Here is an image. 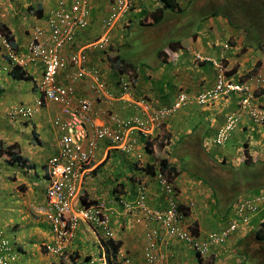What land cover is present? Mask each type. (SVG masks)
I'll use <instances>...</instances> for the list:
<instances>
[{"label": "crops", "instance_id": "0c3cea01", "mask_svg": "<svg viewBox=\"0 0 264 264\" xmlns=\"http://www.w3.org/2000/svg\"><path fill=\"white\" fill-rule=\"evenodd\" d=\"M56 1L0 0V21L17 35L14 38L19 52L26 50L27 34L24 32L27 26H24L25 22L28 23L26 20L30 18V23L44 24V13L52 8ZM177 1L184 11H170L167 15L180 12L194 17L192 20H196L199 30L190 34L193 37L192 41L187 40L188 34L184 43L180 41L181 46L169 50L170 53L165 51V46L163 50L166 54L157 55L156 60L150 61L151 65L132 62L136 68L134 97H145L155 106L170 103L179 91L197 93L211 87L215 79V70L212 65L197 61L194 52L214 58L225 55L229 66L236 69L237 75L244 74L252 65L251 57L254 58L250 52L248 55H234L233 49L231 52H225V49L218 47L221 38L227 32L232 30L241 33L240 29H232L219 15L206 18L205 12L198 10L200 7L188 9L190 0ZM95 5L96 8L98 5L102 6V2L94 1L93 14ZM29 6L42 10L41 16L33 12L35 14L29 17ZM158 6L159 2L156 0H133L130 14L118 21L116 25L118 29L113 30L111 48L103 54L91 48L87 49L91 57L90 62L101 68L102 80L111 93V104L105 105L94 96L89 77L74 82L77 94L92 101L93 117L97 123L113 124L106 115L107 111L121 117L133 112L131 105L118 98L120 90L113 70V59L114 56L127 57L129 21L131 20V24L134 21L138 22ZM167 20L170 22L169 19ZM166 24L167 21L146 28L145 31L150 30L152 35L163 30ZM89 29L82 35L80 33L81 38L77 40V45L89 41L94 35L97 36L98 23L95 21ZM234 37L237 40L234 45L241 43L239 35ZM109 55L111 57H108ZM255 58L258 60L260 57ZM3 67L4 62L0 61V110L18 103L32 104L38 97L36 84L41 78V65L29 64L24 69L29 76L28 79L13 77L4 71ZM66 73L62 71L59 80L65 81ZM259 95L258 99L264 101V89ZM237 100L238 96L231 95L215 104L185 105L164 124L162 132L167 136L168 141L161 143V147L158 139L153 142L155 156L161 158L169 155L179 171L174 177V183L179 190L177 199L186 212L185 224H192L199 236L225 228L232 221L231 219H236L238 199L264 192V187L248 189L252 186L247 182L243 185V181L236 179L244 171L241 168L228 167V165L239 166L250 156L253 159L256 157L264 159V125L254 124L243 117L226 144L211 149L212 135L224 122L226 115L236 109ZM59 107L55 103H47L32 120L0 118V149L4 150L5 147L12 145L13 157H21L24 161L20 163L18 160H13L0 150V229L13 237L12 240L20 251L18 264L24 262L32 264L33 261L30 260L32 254H34V264H82L87 257L100 256L99 245L103 235L98 232L100 229H92L85 224L79 226L64 254L50 255L46 251V245L51 240L48 222L32 209L33 206L45 202L47 186L45 162L57 150L60 132L53 126L52 119L59 113ZM148 160L150 164L155 161L152 155H148ZM182 160L186 161L184 166ZM218 162L228 167V173L224 167L214 169ZM134 163L132 156L114 149L107 142H101L96 149L95 158L85 171L80 199L101 200L107 204L115 239L121 243L118 257L125 255L131 264H143L145 233L154 224H134L131 215L124 212L118 199L123 197L132 200L136 195V183L141 182L146 186L148 202L151 206L162 208L165 206V200L154 178L144 172L142 175L141 171L135 169ZM187 164L192 166L187 167ZM14 166H18L20 170ZM248 171L249 166L246 168V173ZM132 175L141 178L132 184L129 180V176ZM262 221H264V205L247 225L238 226L224 244L211 249L204 261H200L186 243L176 238L160 241L158 249L165 256L164 264H264V240L255 238V231ZM160 234L164 235L162 231ZM90 239L93 243H97L99 252L86 248L85 243Z\"/></svg>", "mask_w": 264, "mask_h": 264}, {"label": "built area", "instance_id": "2783aa9c", "mask_svg": "<svg viewBox=\"0 0 264 264\" xmlns=\"http://www.w3.org/2000/svg\"><path fill=\"white\" fill-rule=\"evenodd\" d=\"M90 2L91 0H58L47 20L52 31L51 39H49L55 44L47 46L48 48L41 46L44 51L40 52L31 46V53L36 57L42 55L46 64L44 99L61 103L63 105L62 112L66 116L63 121L66 134L63 136L59 152L62 162L59 158H54L51 161L52 176L48 187V201L45 205L36 207V211L43 214L50 224L52 237L47 249L53 255H59L66 249L81 222L101 228L106 238L113 237L110 214L105 203L98 202L88 207H75L73 204L77 180H79L84 166L88 164L97 140L106 139L124 152L134 154L137 160L141 159V153L135 151L138 145L135 133L148 137L153 130L159 131L165 120L182 106L193 103L199 105L213 104L229 96L232 92H239L244 96L239 107L240 111L229 114L225 123L217 129L213 139L216 145H223L227 141L232 130L241 119L242 112H245L248 118L255 123L264 122V107L251 105L252 91L258 86L260 79L252 77L246 81L235 83L225 76V69L213 61L219 72L211 88L197 94L179 92L169 105L160 107L140 99L135 105L139 109L138 115L127 119H118L116 116L110 115V119L116 124L114 129L93 123L89 102L84 99L74 100L73 86L59 83L54 76L57 69L67 66L65 59L59 54V47L65 40H72L76 29L88 24ZM129 6V0H114L108 16L102 21L103 27H109L129 9ZM108 37L106 35L99 44L101 46L106 44ZM3 44L8 47L5 40H3ZM9 54L11 58H15L11 50ZM196 57L202 59L198 54ZM70 61L79 66L86 61V57L79 53L71 54ZM87 73L92 74L96 82L97 93L105 94L104 91H101L97 71H87L83 67L74 68L67 77L70 81H74ZM120 86L123 92L128 91V82L125 78H121ZM37 104H41V101L38 100ZM27 112L32 113V110L28 109ZM58 121L60 120L57 119L56 123ZM154 179L165 200L164 207L156 208L148 203L146 186L141 182L136 185L134 199L120 200L124 212L131 214L134 222L155 225L146 234L143 264H164L165 256L159 252L158 242L159 240H167L160 237L159 230H163L166 239L181 240L204 258L211 248L221 245L239 225L247 224L250 212L258 210L259 204L264 201V195L241 199L237 205L238 217L236 220L220 231L209 232L203 237H194L189 229L190 225L184 222L183 211L180 209L177 190L173 182L159 168L155 169ZM8 242L4 236V231L0 229V264L15 263L16 257L12 254ZM120 262V264H131L129 259L123 255ZM85 264L98 263L91 259ZM100 264H107L104 252Z\"/></svg>", "mask_w": 264, "mask_h": 264}, {"label": "clouds", "instance_id": "9594fccd", "mask_svg": "<svg viewBox=\"0 0 264 264\" xmlns=\"http://www.w3.org/2000/svg\"><path fill=\"white\" fill-rule=\"evenodd\" d=\"M94 1L95 0H91V2H90V4H89V6H90V13H89V20H88V24L85 26V27H79L78 29H76V31H75V33H74V35L72 36L73 38H72V40H70V41H67V40H65L62 44H61V46L59 47L60 48V51H59V54H60V56L61 57H63L64 59H65V62L67 63V66L65 67V68H62V69H57L56 70V73L54 74V76H55V78H56V80L59 82V83H61V84H65V85H71V86H73V89H74V100H78V99H84V100H87L88 102H89V104H90V114H91V118H92V121H93V123H95L96 125H99V126H108V127H111V128H115V126H116V124L110 119V115L112 116V115H114V116H116L118 119H127V118H129V117H132V116H134V115H138L139 114V109L135 106L136 105V103L140 100V99H144V100H146L147 102H149L150 104H152L148 99H146L145 97H140V98H135L134 97V94H133V85H134V82H135V76H134V74H135V71H136V69L133 71L132 69H129L128 67H126L125 69H122V68H120V69H118V63L116 62V57L114 56V59H113V70H114V73H115V76H116V83H117V85H118V88H119V90H120V93H119V95H118V98L122 101V102H126V103H128V105H131V107L133 108V112L130 114V115H127L126 117H121V116H119L118 114H116V113H111V112H109V111H107L106 112V115H107V117L110 119V121H112V125L111 124H109V125H106V124H99V123H97L96 121H95V118L93 117V111H92V101L88 98V97H85V96H80V95H78L77 94V92H76V90H75V86H74V82L75 81H77V80H80L81 78H83V77H89L90 79H91V84H90V88L93 90L92 92H93V94H94V96L96 97V99L98 100V101H102L103 102V104H108V105H110L111 104V101H110V99H111V93H110V91H108V88H106V85L104 84V82H103V80H102V71H101V68L97 65V64H94V63H91L90 61H91V57H90V54L87 52L88 50V48H91L93 51H100L102 54L103 53H105L106 52V50L107 49H110L111 48V44H112V40H113V37H114V32H113V30L114 29H118L117 27H116V25H117V23H118V21H120L121 19H124L127 15V13L130 11V10H132V6H133V0H129V4H130V6H129V9L127 10V11H125L118 19H116L109 27H103V19L104 18H106L107 16H108V14H109V11H110V7H111V5H112V3L114 2V0H99L100 2H102V6H99L98 5V7L96 8V5H95V13L93 14V12H94ZM96 1H98V0H96ZM157 2H159V6L158 7H161L162 6V4H161V2L159 1V0H156ZM192 2H191V7H190V9H195V4H197L198 3V1L195 3V4H193V0H191ZM57 2H58V0L56 1V3H55V5L52 7V8H50L48 11H46L45 13H44V15H43V17H44V24H37V23H30V18L29 19H27L26 21H28V23H26L25 22V25L24 26H26V28H25V30H24V32H26V34H27V43H26V50L24 51V52H19L17 49H14V50H11L13 53H14V56H15V58L13 59V58H11L10 57V52L8 53V54H6V52H5V50H8V51H10V49H7V47H5V46H3V40H5V39H7V34H6V32L5 31H2V29L0 28V42H1V44H0V61H3L4 62V67H3V69H4V71H6V72H10V71H12L16 66H19V67H21L22 69H23V71H24V69L29 65V64H34V63H39L40 65H41V78L39 79V81H38V83L36 84V88H37V91H38V97L32 102V104H13V105H11V106H9V107H7L6 109H4V110H1V112H0V118L1 117H6L7 119H10V120H16V119H21V120H32V119H34V117H35V115H36V113L38 112V111H40V109L44 106L45 107V105L47 104V103H55V104H57V105H59L60 107H59V113L56 115V116H54L53 117V119H52V124H53V126H55L58 130H59V132H60V137H59V139H58V142H57V150H56V152L54 153V154H52L50 157H48L47 158V160H46V162H45V173H46V175H47V186H46V190H45V202L43 203V204H40V205H36V206H33L32 207V209L37 213V214H39V215H41V216H43L45 219H46V217L43 215V214H41V213H39L38 211H36V207H39V206H41V205H45L46 203H47V201H48V197H47V194H48V187H49V185H50V180H51V169H52V163H51V161L54 159V158H59L60 159V155H59V152H60V147L62 146V142H63V136L66 134L65 132H66V128H64V126H63V121L66 119V116L63 114V112H62V109H63V105L61 104V103H59V102H53V101H50V100H45L44 99V95H43V89H44V85H45V83H44V73H45V69H46V64H45V62L43 61V56L41 55V57H36V56H34L32 53H31V46H33L34 47V49H36L37 51H44V50H42V48H41V46H51V45H54L55 44V42H52L50 39H51V29L49 28V26H48V16L50 15V12H51V10L52 9H54L55 7H56V5H57ZM96 4V3H95ZM158 7H156V8H158ZM156 8H154L152 11H154ZM151 11V12H152ZM150 12V13H151ZM167 11H165L164 12V14L166 13ZM31 14H33L34 15V13H29V17H30V15ZM168 14V13H167ZM39 16V15H38ZM149 16V15H148ZM169 16H170V14L169 15H167V19L169 18ZM222 17V16H221ZM166 18V17H165ZM224 18V17H223ZM149 19L150 18H145V22H147V21H149ZM164 19V18H163ZM162 19V20H163ZM166 19V20H167ZM225 19V18H224ZM161 20V21H162ZM250 20H251V22H252V26L254 27V29H258L256 26H259L260 27V29L261 30H263L264 31V26L263 25H257L256 24V21H258L259 20V17L258 16H256V15H254V14H252V16L250 17ZM95 21L98 23V27H99V31L98 32H96V34H97V36H95L94 35V37H92L89 41L88 40H86V41H84V42H82L81 43V45H77V40H79L80 38H81V36L79 37V35H80V32H82L81 33V35L84 33V32H87V31H89L90 29V27H92V24H94L95 23ZM160 21V22H161ZM159 22V23H160ZM159 23H157V24H159ZM0 24H2V22L0 21ZM157 24H155V25H157ZM4 25H6V24H4ZM155 25H152V26H155ZM7 26V25H6ZM8 27V26H7ZM140 27H144L145 29L146 28H149V27H151V26H149V25H141ZM9 29V28H8ZM229 32H227L225 35H224V37L223 38H221L222 39V41H220L221 43L219 44V46L218 47H222L223 49H225L224 47H227L228 45H229V41H228V35H233V36H235V35H239V36H241V34H238V33H229ZM106 35H108L109 37H108V42L106 43V44H104L103 46H101L100 44H99V42H100V40H102L104 37H106ZM160 34L158 33V32H156L155 34H152L151 35V37L154 39V38H156V37H158ZM79 37V38H78ZM50 38V39H49ZM242 40H243V37H241V42H242ZM101 43V42H100ZM151 43V42H150ZM240 44V43H239ZM238 44V45H239ZM238 45H234L233 47H232V49L233 50H236L237 49V47H238ZM47 47V48H48ZM179 46H177V48H178ZM228 48V47H227ZM248 49H250V50H248ZM47 50V49H46ZM167 50V52L168 53H170V51L169 50H171V49H169V44L165 47V51ZM173 50V49H172ZM259 50V49H258ZM159 51V50H158ZM164 51V50H163ZM164 51V54H166V52ZM240 51V50H239ZM252 51H254L252 48H249V47H247L246 49H244V50H242V51H240V53L241 54H244V55H248V52H250L251 54H252ZM259 52H260V58L257 60V58H255V56H254V59L256 60L252 65H251V67L244 73V74H240V75H237V71H236V69H234V67L232 66V67H230V66H226V67H222L221 66V63L216 59V57L214 58V57H212V56H209V55H202V54H200L199 52H194V57H195V59L197 60V61H199V62H202V63H205V62H209V63H211V65L213 66V68H214V70H215V79H214V82H213V84L211 85V87L214 85V83H215V80H216V76H217V74H218V72H219V69H218V67L213 63V61H216L218 64H220V66L222 67V68H224L225 69V71H224V74H225V76L228 78V79H230L231 81H233V82H235V83H240V82H243V81H246V80H248L249 78H252V77H257V78H259L260 79V82H259V84H258V86L252 91V98H251V100H252V103H251V105L253 106H255V107H264V101H260L259 99H258V97L260 96L259 94H261L262 93V91H263V89H264V63H263V61H262V58L264 57V49H260L259 50ZM81 54V55H84L85 57H86V61L85 62H83L82 64H80L79 66L78 65H75V64H72V62L70 61V55L71 54ZM102 54H100V55H102ZM158 54V53H157ZM163 53H161V54H158L159 56L160 55H162ZM196 54H198V55H200L201 57H202V59H198L197 57H196ZM112 55V54H111ZM111 55H109L108 57H111ZM113 58V57H112ZM86 68L87 69V71H97V73H98V79H99V83L101 84V91H104V93L105 94H103V93H97L98 91H97V88L95 87V85H96V82L94 81V78H93V76H92V74L91 73H87L86 75H83L82 77H80L79 79H76V80H74V81H70V79L67 77L68 75H69V73L74 69V68ZM253 68H255V72H253L252 74H250L249 76H246V74L247 73H249L251 70H253ZM62 71H66L67 73H66V76H65V81H61V80H59L60 78H59V75H60V73L62 72ZM10 74V73H9ZM11 75V74H10ZM121 78H125V80L128 82V91L127 92H123V90L121 89V86H120V83H121ZM93 86V87H92ZM211 87H209V88H211ZM208 88V89H209ZM205 90H207V89H205ZM205 90H203V91H205ZM179 92H184V91H179ZM178 92V93H179ZM199 92H202V91H199ZM199 92H197V93H199ZM177 93V94H178ZM187 93V92H186ZM197 93H189V94H197ZM176 94V95H177ZM176 95L173 97V99H172V101L175 99V97H176ZM231 95H236V96H238V100H237V107H236V109L234 110V111H232V112H229L227 115H226V117H225V120H224V122L221 124V125H223L224 123H225V121H226V119H227V116L229 115V114H231V113H233V112H238V111H240V109H239V107H240V104H241V101H242V98L244 97L243 96V94H241V93H239V92H232V93H230V95L229 96H231ZM229 96H227V97H225V98H223V99H226V98H229ZM223 99H221L220 101H222ZM38 100H40L41 101V104H37V101ZM171 101V102H172ZM220 101H218V102H220ZM170 102V103H171ZM218 102H216V103H218ZM170 103H168V104H166V105H169ZM194 105H199V104H195V103H193ZM213 104H215V103H213ZM153 105V104H152ZM188 105H190V104H188ZM204 105H209V104H204ZM204 105H200V106H204ZM153 106H155V105H153ZM160 106H165V105H160ZM160 106H156V107H160ZM183 107V106H182ZM181 107V108H182ZM32 110V113L30 112V113H28L27 112V110ZM180 109V108H179ZM178 109V110H179ZM177 110V111H178ZM176 112V111H175ZM174 112V113H175ZM173 113V114H174ZM172 114V115H173ZM171 115V116H172ZM171 116H169V117H171ZM169 117L165 120V122H164V124L166 123V121L169 119ZM243 117H245V118H247L250 122H252V123H254V124H257V125H264V122L263 123H255V122H253V121H251L249 118H248V116H247V114L245 113V112H242V117H241V119H239V121H238V123H237V125H236V127L232 130V132L231 133H233V131L238 127V125L241 123V120L243 119ZM57 119H59L60 121H58V123H56V120ZM164 124H163V126L161 127V129L159 130V131H156V130H153L152 131V133L151 134H149V136L148 137H143L140 133H135V137L137 138V142H138V145H137V148L135 149V151H136V153H141V159H136L135 158V155L134 154H131V153H127V152H124L123 150H121L120 148H117L115 145H113L111 142H109L108 140H106V139H99V140H97V143H96V145H95V148L93 149V151H92V155H91V158H90V160H89V162H88V164H86L85 166H84V168H83V170H82V174H81V176H80V178H79V180H77V188H76V196H75V198H74V200H73V204L75 205V207H88V206H91V205H93V204H95V203H98V202H103V203H105L104 201H101V200H85V203L86 204H82V202L81 201H83V199L84 198H81L80 199V191H81V188H82V182H83V178H84V174H85V171L87 170V168H88V166L90 165V163H91V161L95 158V154H96V149L98 148V145L101 143V142H107L110 146H112V147H114V149H117V150H120V151H122L123 153H126V154H128V155H130V156H132L133 158H134V162L135 163H137L139 166H140V168L141 167H144L146 164H150V162H149V160H148V155L150 156V155H152L153 156V159L155 160L153 163H151L150 165H155V169H157V168H159L160 169V166L157 164L158 162H159V160L160 159H163V158H165V159H167L168 160V162H169V164H173V162L171 161V159H170V156L169 155H167L166 157H161V158H158V157H156L155 156V153H154V148H153V142H154V140H156V139H158L159 140V142H160V147H161V143H163V142H167L168 141V139H167V136L166 135H164L163 134V128H164ZM220 125V126H221ZM220 126H218V128L220 127ZM217 128V129H218ZM217 129H216V131H217ZM216 131H215V133L212 135V139H211V145H214V146H216V147H219V146H223V145H225L226 144V142L228 141V139L230 138V136H231V134H230V136H229V138L227 139V141L223 144V145H216L215 143H214V141H213V139H214V136H215V134H216ZM210 145V146H211ZM85 147H86V144H85ZM13 148L14 147H12L10 150L8 149V146L7 147H5L4 148V150H3V152L4 153H6V154H8L9 156H10V158L11 159H13V160H15L14 158H13V154L11 153V151L13 150ZM150 149L151 150V152H147V150L146 149ZM8 151H7V150ZM14 152V151H13ZM249 158H252L251 156L249 157ZM253 159V158H252ZM255 159H261V158H259V157H256ZM255 159H253V160H255ZM16 160H18V159H16ZM263 160V159H262ZM60 161H61V159H60ZM20 163H24V161L21 159V161H19ZM57 162H58V160H57ZM62 162V161H61ZM244 162H242L239 166H233V165H231L233 168L234 167H237V168H241V165L243 164ZM174 165V164H173ZM175 166V165H174ZM161 171H163L162 169H161ZM239 171H240V169H239ZM154 172H155V170H154ZM164 172V171H163ZM166 173V172H165ZM146 174V173H145ZM167 174V173H166ZM167 176L169 177V175L167 174ZM153 178H154V176H153ZM169 179L173 182V184H174V186H175V188H176V190H177V196H178V194H179V190H178V188H177V186L175 185V183H174V178H170L169 177ZM155 180V179H154ZM137 183H139V182H137ZM137 183H136V185H137ZM118 190V189H117ZM119 191V190H118ZM118 191H117V193H118ZM146 191H147V189H146ZM148 194V193H147ZM115 195H116V193H115ZM259 195H264V192H259V193H256V194H253V195H250V196H248V197H256V196H259ZM136 196V195H135ZM135 198V197H134ZM133 198V199H134ZM243 198H246V197H243ZM243 198H240V199H238L237 200V202H236V210H237V205H238V202L241 200V199H243ZM121 199H125V198H123V197H119V199H118V201H119V203H120V200ZM127 200V199H126ZM147 200H148V196H147ZM179 201V200H178ZM149 203V202H148ZM179 204L180 205H182L180 202H179ZM105 205H106V207H107V204L105 203ZM122 205V204H121ZM264 205V201L263 202H261L260 204H259V206H258V209H260L262 206ZM123 206V205H122ZM153 207V206H152ZM156 208H158V207H156ZM108 209V208H107ZM181 210L182 211H185V210H183L182 208H181ZM126 213V212H125ZM127 214H129V213H127ZM129 215H131V214H129ZM183 215H184V222H186V220H185V214L183 213ZM131 218H132V216H131ZM252 217L250 216L249 217V220L251 219ZM237 219V218H236ZM236 219H231L232 221L231 222H233L234 220H236ZM47 220V219H46ZM249 220H248V222H249ZM132 221H133V223L134 224H139V223H136V222H134V220L132 219ZM47 222H48V220H47ZM110 222H111V218H110ZM230 222V223H231ZM247 222V223H248ZM261 223V222H260ZM81 224H85V225H87L88 227H90V228H92V229H100L102 232H103V239L101 240V244L99 245L100 246V256H99V258H97V257H87V258H85V260L83 261V263L82 264H85L87 261H89V260H91V259H94L95 260V262L96 263H98V264H100L101 263V256H102V254H103V252H104V254H105V241H107V240H110V239H113V240H116L115 239V234H114V231H113V229H112V231H113V237L112 238H106V236H105V233H104V231L101 229V228H99V227H95V226H92V225H89V224H87V223H84V222H81L79 225H78V227H77V229H76V231H75V234H74V236H73V238L75 237V235H76V232H77V230H78V228H79V226L81 225ZM48 225H49V229H50V224H49V222H48ZM229 225V224H228ZM245 225H247V224H245ZM155 226V225H154ZM240 226V225H239ZM152 227V226H151ZM111 228H112V226H111ZM238 228V227H237ZM236 228V229H237ZM150 229V228H149ZM149 229L146 231V233H145V238H146V234H147V232L149 231ZM189 229L191 230V234L195 237H203V236H199L197 233H195V232H193V230H194V228H193V225L192 224H190V227H189ZM223 229V228H222ZM2 230V229H1ZM221 230V229H220ZM220 230H218V231H220ZM163 232V230H159V234H160V232ZM235 231V230H234ZM234 231H232L231 233H230V235L234 232ZM210 232H213V231H210ZM5 233V232H4ZM50 233H51V230H50ZM209 233V232H208ZM207 234V233H206ZM205 234V235H206ZM229 235V236H230ZM51 237H52V234H51ZM160 237L162 238V237H164L165 239L164 240H168V239H166V237L163 235V236H161V234H160ZM73 238L71 239V241L73 240ZM229 238V237H228ZM227 238V239H228ZM170 239H173V238H170ZM226 239V240H227ZM178 240V239H177ZM226 240L222 243V244H224L225 242H226ZM70 241V242H71ZM118 241V240H117ZM163 241V240H162ZM179 241H181V240H179ZM159 242H160V240H159ZM159 242H158V244H159ZM183 242V241H182ZM49 243H51V240H50V242ZM49 243L46 245V251L48 252V249H47V246L49 245ZM185 243V242H184ZM70 244V243H69ZM69 244L67 245V247H66V249L62 252V253H60L59 255H53V254H50L49 252V254L50 255H53V256H61L62 254H64L65 252H66V250L68 249V247H69ZM221 244V245H222ZM145 245H146V243H145ZM221 245H219V246H221ZM189 246V245H188ZM219 246H217V247H219ZM190 247V246H189ZM217 247H214V248H211V249H215V248H217ZM190 249L191 250H193L191 247H190ZM211 249H210V251H211ZM194 251V250H193ZM209 251V252H210ZM118 252H119V250H118ZM209 252H208V254H209ZM194 253L199 257V259H201V261H204V259L205 258H207L208 257V254L203 258V257H201L197 252H195L194 251ZM15 255V263H13V264H18V258H19V253L18 254H14ZM124 257H126L125 255H123ZM122 257V256H121ZM121 257L119 258L118 257V254H117V261L119 262V264L121 263L120 261H121ZM105 258H106V256H105ZM127 258V257H126ZM142 258H143V253H142ZM107 262V261H106Z\"/></svg>", "mask_w": 264, "mask_h": 264}, {"label": "trees", "instance_id": "16d2710c", "mask_svg": "<svg viewBox=\"0 0 264 264\" xmlns=\"http://www.w3.org/2000/svg\"><path fill=\"white\" fill-rule=\"evenodd\" d=\"M159 1L161 2L162 6L156 8L154 11H152L149 14V16L145 17V18H150L149 21L146 22V25L152 26V25L159 23L165 17V15H164L165 11H168V10H170V11H175V10L184 11V9L179 6V3L177 0H159ZM197 1H198V3L195 4ZM191 2L192 1L190 0L188 7H191ZM239 2H241L242 6H244L246 0H193V4H195V8L200 7L199 9L198 8L197 9L200 11L203 10L206 14V16H205L206 18L209 16H216V15L222 16L225 18L228 25L234 26L235 27L234 29H240L241 30V33H238V34H243V40L238 45L237 49L233 50V51H235L234 52L235 54L233 53L234 55H236V54L241 55L240 51L246 49L247 47L252 48L257 53V49H259V50L264 49V35L262 34V33H264V31L260 34V32H258L257 29H254V27L251 25L252 22H251L250 18L248 16H246L247 14L250 15L252 10L247 9L245 13H242ZM249 2L251 4H252V2H254L253 14L259 17V20L256 21V24L264 26V0H249ZM237 8H239V9H237ZM185 10H187V9L185 8ZM28 11H30V13L36 12L39 16H41V14H42V12H41L42 10L34 9L33 6H29ZM130 12H131V10L126 15L128 16V14H130ZM143 18L139 19L138 23L143 22V20H142ZM134 23H136V22L134 21L131 24V20L129 21V23L127 25V27H128L127 30L129 29L128 32L130 31V29L132 28ZM4 24L5 23L0 24V28L2 29V31H5L7 34V36H6L7 39H5L6 44L8 45L7 48H10V50H14V49L18 50L17 43L15 42V38H14V36H17V35L11 29H8V27ZM80 33H82V32H80ZM229 33H236V32L231 30V32H229ZM233 35L228 36L229 45L227 46L228 48L224 47L225 52H231L232 47L234 46L235 42H237V40L235 39V37ZM192 39H193V37L191 35L187 36V40L192 41ZM182 43H184V42H182ZM0 44H1V42H0ZM128 45L129 44L127 43V46ZM179 45H180V40L171 41L169 43V49H171V50L177 49V46H179ZM3 46H5V45L3 44ZM5 52H6V54H8L10 51L5 50ZM161 53H164L163 49H160L158 51V54H161ZM259 55H260V52H259ZM216 59L221 63L222 67L229 66L225 55H223L222 57H219V58L216 57ZM116 62L118 63V69H120V68L125 69L126 67H128L129 69H132L133 71L136 69L134 64L132 63V61L128 57L117 56ZM205 63H208L211 65V63H209V62H205ZM253 72H255V68H253V70H251L249 73H247L246 76H249ZM9 73L11 74V76L16 77V78H25V79L29 78V76L19 66H16ZM0 112H1V110H0ZM12 147L13 146L10 145V146H8V149L10 150ZM0 150H2V149H0ZM146 150H147V152H151V150L148 148ZM13 158L15 160L18 159V161H21V157L14 156ZM185 162H186L185 160H182L183 166H184ZM222 162L225 163L224 161H222ZM157 164L160 166V169H162L164 172H166L169 175L170 178H174L179 172L177 170V168L173 164H169L168 160L165 158L160 159ZM216 166L224 167V168H226V169H224L226 171L229 170L228 167L230 169L233 168L231 165H228V167L223 166L220 162H218ZM248 166H249V171L246 173V168ZM134 167L137 171H141L142 175H144L146 173L150 177L154 176L155 165L146 164L144 167L140 168V167H138L137 163H134ZM241 169L244 171V173L242 175L237 176L236 179L238 181H243V183H242L243 185H244V183L246 184V182H247L249 185L252 186V187H249L248 189H255V188L257 189L260 187H264V159L263 160L262 159L253 160L252 158H249V159L245 160L244 163L241 165ZM143 172H144V174H143ZM141 173L139 176H141ZM139 176L138 177L133 176V175L129 176V180L131 181L130 183L135 182L136 180L140 179L141 177H139ZM243 177L245 179H243ZM81 202H82V204H86L85 199H83V201H81ZM179 206H180V209L181 208L183 209L182 205H179ZM183 213L186 214L185 211H183ZM258 227L255 231V238H257L259 240H264V221L259 223ZM193 232L196 233V231H194V230H193ZM4 236L9 241L8 243L12 249V254H18L20 251L15 246V243L12 240L13 237L11 238L7 233H4ZM120 245H121V243L117 240L110 239V240L105 241V256H106L107 264H119V262L117 261V254H118V250L120 248ZM199 260L201 261V259H199ZM203 264H205V263H203Z\"/></svg>", "mask_w": 264, "mask_h": 264}, {"label": "rangeland", "instance_id": "374dc122", "mask_svg": "<svg viewBox=\"0 0 264 264\" xmlns=\"http://www.w3.org/2000/svg\"><path fill=\"white\" fill-rule=\"evenodd\" d=\"M240 4V8L242 13H245L246 10H252L250 15L247 14L246 16H248L249 18L252 16L253 14V9H254V2H252V4L249 2V0H246L245 5L242 6L241 2H239ZM192 8V7H191ZM190 9V7L188 8ZM239 9V8H237ZM170 10H168L165 13V17L164 19L158 24L161 25L163 23H165L167 21V24L164 26L163 30L159 31L158 33L160 34L158 37L156 38H152L150 35V30L149 31H145L144 27H140L141 25H146V22L143 21L141 23H134L132 28L130 29V31L127 33V38H128V47L126 48V56L135 64H140L141 62H143L145 65H151L150 61H154L157 59V53L158 50L160 49H164L165 46H167L171 41L174 40H180L181 42L185 41V37L189 34H192L194 32H198L199 27L197 26L196 20H192L194 17L189 15L188 13H171L169 16V20L167 19V13H169ZM186 23V24H185ZM229 27H231L232 29H234V26L228 25ZM258 29V32H260V34L263 32V30L260 29L259 26H256ZM169 28V29H168ZM142 33V34H141ZM229 34V33H228ZM264 35V33H262ZM94 37V36H93ZM243 37V34H241L240 38ZM151 42V43H150ZM221 43V42H220ZM219 43V44H220ZM218 44V45H219ZM252 55L253 56H258L259 55V50L257 49V53L256 51H252ZM255 59L253 57H251L250 62L251 64H253V61ZM262 61L264 63V57L262 58ZM216 146H211V149H214ZM175 154L177 155V150L175 151ZM187 161H189L187 159ZM192 165L187 164V167H191ZM14 168H17L20 170V168L18 166H14ZM221 167L219 166H214V169H219ZM188 169L186 168L185 171H187ZM226 173H228V171H226ZM218 196V194H217ZM260 209L256 210V211H252L250 212V216L253 217L255 216L257 213H259ZM98 232L100 234L103 235V232L101 230H98ZM30 245V244H28ZM85 246L88 250L90 251H94V252H99L98 247H97V243H93V241L90 239L89 241H87L85 243ZM29 254V253H28ZM22 255V253H21ZM97 257L99 255H96ZM30 260H32L33 262H31L32 264H34V254H32L30 256ZM26 262H24L25 264Z\"/></svg>", "mask_w": 264, "mask_h": 264}]
</instances>
